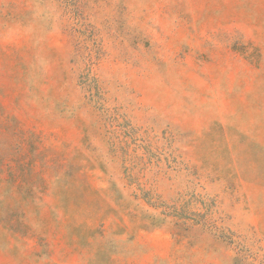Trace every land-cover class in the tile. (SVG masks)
<instances>
[{
  "label": "rangeland",
  "instance_id": "obj_1",
  "mask_svg": "<svg viewBox=\"0 0 264 264\" xmlns=\"http://www.w3.org/2000/svg\"><path fill=\"white\" fill-rule=\"evenodd\" d=\"M0 264H264V0H0Z\"/></svg>",
  "mask_w": 264,
  "mask_h": 264
}]
</instances>
